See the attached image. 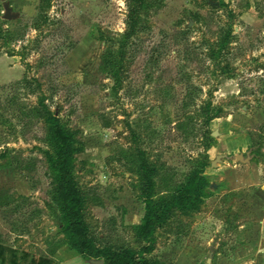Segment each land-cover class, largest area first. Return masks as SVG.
<instances>
[{"label": "rangeland", "instance_id": "obj_1", "mask_svg": "<svg viewBox=\"0 0 264 264\" xmlns=\"http://www.w3.org/2000/svg\"><path fill=\"white\" fill-rule=\"evenodd\" d=\"M147 1L111 71L126 0H0V243L30 263L101 260L77 255L53 200L55 150L33 109L45 98L73 134L95 248L149 246L163 264H264V0ZM5 4L15 18L2 19ZM44 5L49 21L35 30ZM6 30L25 36L11 42ZM206 131L216 132L207 150ZM205 155L200 200L141 238L145 207H161Z\"/></svg>", "mask_w": 264, "mask_h": 264}, {"label": "trees", "instance_id": "obj_2", "mask_svg": "<svg viewBox=\"0 0 264 264\" xmlns=\"http://www.w3.org/2000/svg\"><path fill=\"white\" fill-rule=\"evenodd\" d=\"M126 2L128 5L127 28L120 41L118 51L114 53V56L104 59L105 68L111 71L118 64V61H124L131 38L140 31L138 18L142 11L148 7L147 0H126ZM45 7L44 5L40 9L38 18L33 23L35 30H38L39 27L49 21L47 12L42 10ZM1 33L0 30V35ZM24 36L25 34L9 30H6L3 34V37L11 42L17 37L24 38ZM23 80H26V73ZM115 86H117L116 83L112 88H115ZM45 101V98L39 99L37 107L33 109L36 116L45 121L47 143L55 150L54 157L51 159V169L55 174L53 200L61 206L64 218L63 228L69 234L77 255L83 259H101L104 264H163L145 256V254L151 252L149 246L143 247L138 252L123 247L117 249L94 247L88 236V227L81 209L80 193L73 173L74 153L78 150L75 147L73 134L65 128L64 121L59 114L50 111V107ZM204 124H206V121H204ZM203 140V145L207 150L213 140L211 132H204ZM207 162V156L205 155L204 159L199 161L186 175L185 180L172 188L170 195L164 200L161 207L154 204L145 207L142 222L137 227V232L141 238H152L155 228L166 220L172 208H190L200 200L204 188L208 185V179L203 174Z\"/></svg>", "mask_w": 264, "mask_h": 264}, {"label": "crops", "instance_id": "obj_3", "mask_svg": "<svg viewBox=\"0 0 264 264\" xmlns=\"http://www.w3.org/2000/svg\"><path fill=\"white\" fill-rule=\"evenodd\" d=\"M28 258V255H25L23 253L21 254L20 251L15 247H9L0 243V264H25L24 261H26L27 264H56L55 261L50 257L40 259L36 262L31 263ZM69 262L70 261L57 264H69ZM87 263L92 264L89 261H87Z\"/></svg>", "mask_w": 264, "mask_h": 264}, {"label": "water", "instance_id": "obj_4", "mask_svg": "<svg viewBox=\"0 0 264 264\" xmlns=\"http://www.w3.org/2000/svg\"><path fill=\"white\" fill-rule=\"evenodd\" d=\"M1 1H4V0H1ZM208 4L212 5L214 7H218L219 6V3H217V2L208 1ZM3 7H4V14L2 15V19L3 20H11V19L16 17V15L11 14V11H10L11 9H10V7L7 4H5ZM211 136L215 137L216 136V132H212ZM222 157H224V155H217L215 157V159L213 161H211L210 165L212 167L216 166V163L218 161H221ZM89 262L92 263V264H104V262L102 260H90Z\"/></svg>", "mask_w": 264, "mask_h": 264}]
</instances>
